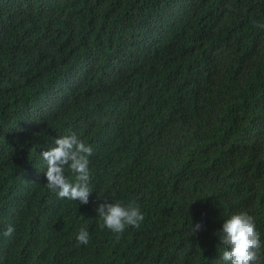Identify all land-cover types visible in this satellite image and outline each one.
<instances>
[{
  "label": "trees",
  "instance_id": "trees-1",
  "mask_svg": "<svg viewBox=\"0 0 264 264\" xmlns=\"http://www.w3.org/2000/svg\"><path fill=\"white\" fill-rule=\"evenodd\" d=\"M73 132L87 205L46 187ZM116 201L145 215L119 239ZM242 210L264 240V0H0V264H221Z\"/></svg>",
  "mask_w": 264,
  "mask_h": 264
},
{
  "label": "clouds",
  "instance_id": "clouds-1",
  "mask_svg": "<svg viewBox=\"0 0 264 264\" xmlns=\"http://www.w3.org/2000/svg\"><path fill=\"white\" fill-rule=\"evenodd\" d=\"M81 77L79 75L74 79L79 80ZM58 92L59 89L49 103L57 98ZM55 145L40 153L46 162V187L61 199L87 205L93 193L89 170L92 146L82 141L74 132L61 134L55 140ZM66 172H71L74 179L66 175ZM96 211L101 221L99 227L115 233L117 239L128 227L139 228L145 219L141 206L136 201L102 203ZM201 228L202 224L197 223L191 228V232L195 233ZM13 231V226L8 225L3 236H10ZM218 235L222 243L221 256L217 261L221 264H264V240L257 227L256 218L247 210L233 212L224 219ZM89 239L88 230L81 228L76 236L78 244L87 245Z\"/></svg>",
  "mask_w": 264,
  "mask_h": 264
}]
</instances>
